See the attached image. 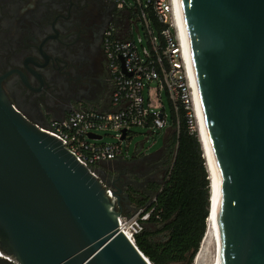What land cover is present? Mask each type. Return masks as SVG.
<instances>
[{"label": "water", "instance_id": "obj_1", "mask_svg": "<svg viewBox=\"0 0 264 264\" xmlns=\"http://www.w3.org/2000/svg\"><path fill=\"white\" fill-rule=\"evenodd\" d=\"M176 3L219 174L221 264H264V0ZM102 179L112 197L0 86L3 253L16 264H152L118 229L128 196Z\"/></svg>", "mask_w": 264, "mask_h": 264}, {"label": "flooded vegetation", "instance_id": "obj_2", "mask_svg": "<svg viewBox=\"0 0 264 264\" xmlns=\"http://www.w3.org/2000/svg\"><path fill=\"white\" fill-rule=\"evenodd\" d=\"M121 20L111 0H0V86L12 108L45 126L73 108L109 101L104 39ZM102 165L103 175L128 197L148 192L161 173L154 165L126 167L118 159ZM140 175H146L142 182ZM0 264L16 263L0 250Z\"/></svg>", "mask_w": 264, "mask_h": 264}, {"label": "built area", "instance_id": "obj_3", "mask_svg": "<svg viewBox=\"0 0 264 264\" xmlns=\"http://www.w3.org/2000/svg\"><path fill=\"white\" fill-rule=\"evenodd\" d=\"M111 1L122 20L108 28L104 39L112 82L109 107H76L45 126L38 125L59 139L101 181L109 197L112 188L102 179L101 164L125 157L123 143L133 128H141L148 135L166 131L173 125L172 110L178 131V108L182 106L189 133L197 131L171 0ZM151 16L167 27L157 31ZM103 132H112L114 140L103 141ZM90 133L99 137H90ZM154 201L152 196L144 207L117 217L118 229L133 244L146 227Z\"/></svg>", "mask_w": 264, "mask_h": 264}, {"label": "trees", "instance_id": "obj_4", "mask_svg": "<svg viewBox=\"0 0 264 264\" xmlns=\"http://www.w3.org/2000/svg\"><path fill=\"white\" fill-rule=\"evenodd\" d=\"M151 21L157 31L167 27ZM173 125L164 133L161 159L170 165L161 182L149 185V194L140 192L128 197L134 209L144 207L152 196L153 210L147 221L157 227H146L135 237V245L152 264H191L206 230L209 213V179L205 157L196 132L189 133L186 110H171ZM163 163V161H160ZM151 192V193H150Z\"/></svg>", "mask_w": 264, "mask_h": 264}, {"label": "bare ground", "instance_id": "obj_5", "mask_svg": "<svg viewBox=\"0 0 264 264\" xmlns=\"http://www.w3.org/2000/svg\"><path fill=\"white\" fill-rule=\"evenodd\" d=\"M173 7V22L177 39L181 47L184 64L187 72V80L192 94L193 112L196 119L198 137L200 138L203 153L206 160L208 178L210 181V205L209 213L206 219V230L200 243V248L195 255L193 264H221V228L220 220L217 213V196L219 186V174L215 166L211 146L206 134L185 38L182 30L180 16L177 8L176 0H171Z\"/></svg>", "mask_w": 264, "mask_h": 264}, {"label": "rangeland", "instance_id": "obj_6", "mask_svg": "<svg viewBox=\"0 0 264 264\" xmlns=\"http://www.w3.org/2000/svg\"><path fill=\"white\" fill-rule=\"evenodd\" d=\"M163 99L165 100V97H163ZM132 131L133 133L131 134V137L128 139V141L123 143V148L126 151L125 157L118 158V160H120L121 164L126 167L145 164L147 168H151V166L153 165L156 166L154 164L155 162H158L159 166H156V169H159L161 173L159 172L158 175H156L155 179L156 182H161L163 175L167 171L171 162V158H169L168 161L165 160V162L163 159H161V147L163 145L164 133L166 131H158L151 135H148L146 131L141 128H133ZM103 134V141L111 142L114 140L112 132H103ZM160 161H163V163ZM101 170L103 171V173L106 170V167L102 164ZM152 172L153 170L148 171L147 176L149 177ZM143 177H146V175H140V182L144 180ZM146 194L151 196V194H149V191L146 192ZM132 210L133 209H131L129 212H131ZM146 228L151 231H155L157 229V227L153 224L146 225ZM193 261L191 264H193Z\"/></svg>", "mask_w": 264, "mask_h": 264}, {"label": "crops", "instance_id": "obj_7", "mask_svg": "<svg viewBox=\"0 0 264 264\" xmlns=\"http://www.w3.org/2000/svg\"><path fill=\"white\" fill-rule=\"evenodd\" d=\"M100 107L108 108L109 107L108 101H106L103 104H101ZM121 205H122L123 210H125V211L128 210V208H129V211L131 209H134L133 206L130 204V202H128V200H125V201L121 202ZM146 225H148V223Z\"/></svg>", "mask_w": 264, "mask_h": 264}]
</instances>
